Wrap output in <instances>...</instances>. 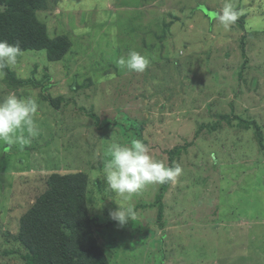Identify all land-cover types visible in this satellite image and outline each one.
<instances>
[{"label":"rangeland","instance_id":"374dc122","mask_svg":"<svg viewBox=\"0 0 264 264\" xmlns=\"http://www.w3.org/2000/svg\"><path fill=\"white\" fill-rule=\"evenodd\" d=\"M227 4L238 19L225 27L215 17ZM36 15L70 46L57 61L22 51L8 67L18 79L48 76L45 92L0 79V99L37 102L36 134L0 142V264H25L19 217L50 173L75 171L88 176V211L104 226L94 230L110 264H264V148L249 124L264 145V0H47ZM133 51L149 60L142 73L116 64ZM137 139L181 173L126 201L103 168L111 143ZM118 204L133 220L111 217Z\"/></svg>","mask_w":264,"mask_h":264},{"label":"trees","instance_id":"16d2710c","mask_svg":"<svg viewBox=\"0 0 264 264\" xmlns=\"http://www.w3.org/2000/svg\"><path fill=\"white\" fill-rule=\"evenodd\" d=\"M46 4L47 0H0V40L19 44L21 52L44 50L48 61L60 60L70 46L69 40L65 35L50 36L45 23L38 19L36 12ZM241 43L243 49L244 42ZM4 70L10 84L40 86L41 82L49 80L48 76L40 82L32 77L18 79L8 67ZM42 89L45 92L47 87ZM44 97L54 107L61 102L57 97ZM90 115L97 121L94 113ZM251 123L258 145L263 149L261 128L257 122ZM178 149L169 150L170 162L178 154ZM87 182L88 176L83 171L48 175L46 189L18 219L16 238L26 249L25 264H110L94 230L95 226H104L88 211ZM166 186L164 183L160 188L163 190ZM156 201L159 202L156 215L159 220L163 211L160 193Z\"/></svg>","mask_w":264,"mask_h":264},{"label":"clouds","instance_id":"9594fccd","mask_svg":"<svg viewBox=\"0 0 264 264\" xmlns=\"http://www.w3.org/2000/svg\"><path fill=\"white\" fill-rule=\"evenodd\" d=\"M2 10V9H0ZM225 27L238 19V13L231 4H227L222 14L215 17ZM21 55L19 44H11L0 40V79L6 73L5 67H14ZM117 66L126 71L142 73L149 65V60L136 52L116 60ZM37 112L35 98H18L10 94L0 99V142L8 145L25 142L24 133L36 134L34 116ZM104 178L109 189L124 200H130L147 185L164 184L174 181L181 173V168L166 166L163 161L154 159L149 148L141 140H132L127 144L113 142L107 149V159L103 168ZM111 217L124 225L133 220L135 213L131 207L118 204V208L110 213Z\"/></svg>","mask_w":264,"mask_h":264}]
</instances>
